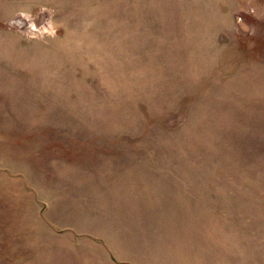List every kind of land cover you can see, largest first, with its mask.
<instances>
[{"label": "rangeland", "instance_id": "rangeland-1", "mask_svg": "<svg viewBox=\"0 0 264 264\" xmlns=\"http://www.w3.org/2000/svg\"><path fill=\"white\" fill-rule=\"evenodd\" d=\"M139 221L154 264H264V0H0V264Z\"/></svg>", "mask_w": 264, "mask_h": 264}, {"label": "crops", "instance_id": "crops-1", "mask_svg": "<svg viewBox=\"0 0 264 264\" xmlns=\"http://www.w3.org/2000/svg\"><path fill=\"white\" fill-rule=\"evenodd\" d=\"M181 193L185 194V191H177L172 196H179ZM154 199L155 204H158L163 199V201L166 202H168V200L174 201V199L171 197H166V199L160 198V200L157 198ZM174 211L175 210H173V212ZM177 211L180 212L181 209L178 208ZM153 225H155V223L152 221H145L143 223L141 221L135 222L134 227L130 230L131 232L129 233L130 236L128 240L126 239L125 241H121L123 248L120 249V251L119 248L111 247L106 241L109 253H112L113 249L118 254L116 256L114 253H112L114 257L109 258V261L112 262L111 264H154L152 260L158 256L165 257L166 259L172 257L174 253L171 251V249H173L178 243L176 240L177 235L175 233L176 225H174L172 230L173 234L170 236L164 235L165 243L163 245H158L159 243H163V241L159 239L162 238V234H159L157 230L155 231L156 227ZM80 234L86 236L87 233ZM169 242L170 245H168ZM124 245H126L128 249H124ZM127 251L129 252L128 254Z\"/></svg>", "mask_w": 264, "mask_h": 264}, {"label": "clouds", "instance_id": "clouds-1", "mask_svg": "<svg viewBox=\"0 0 264 264\" xmlns=\"http://www.w3.org/2000/svg\"><path fill=\"white\" fill-rule=\"evenodd\" d=\"M20 16L27 18V14L24 13V12H21ZM29 27L32 28L33 30H35V25L34 24H31ZM43 32H47L50 36L54 37L56 35V28H55L54 25H50L49 28L43 29ZM30 38H34V37H30Z\"/></svg>", "mask_w": 264, "mask_h": 264}]
</instances>
